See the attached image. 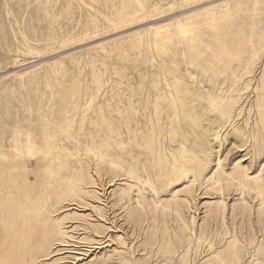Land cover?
Returning <instances> with one entry per match:
<instances>
[{"label":"rangeland","instance_id":"374dc122","mask_svg":"<svg viewBox=\"0 0 264 264\" xmlns=\"http://www.w3.org/2000/svg\"><path fill=\"white\" fill-rule=\"evenodd\" d=\"M0 264H264V0H0Z\"/></svg>","mask_w":264,"mask_h":264},{"label":"bare ground","instance_id":"6f19581e","mask_svg":"<svg viewBox=\"0 0 264 264\" xmlns=\"http://www.w3.org/2000/svg\"><path fill=\"white\" fill-rule=\"evenodd\" d=\"M206 3V2H205ZM204 5V4H203ZM208 5V4H207ZM198 6H201V4L200 5H198ZM192 9V8H191ZM131 22V21H130ZM128 31V30H127Z\"/></svg>","mask_w":264,"mask_h":264}]
</instances>
